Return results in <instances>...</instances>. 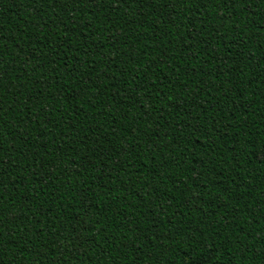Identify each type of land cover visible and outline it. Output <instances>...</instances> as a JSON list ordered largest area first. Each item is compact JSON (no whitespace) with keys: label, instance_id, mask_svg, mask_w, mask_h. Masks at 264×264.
<instances>
[{"label":"trees","instance_id":"obj_1","mask_svg":"<svg viewBox=\"0 0 264 264\" xmlns=\"http://www.w3.org/2000/svg\"><path fill=\"white\" fill-rule=\"evenodd\" d=\"M0 264H264V0H0Z\"/></svg>","mask_w":264,"mask_h":264},{"label":"snow or ice","instance_id":"obj_2","mask_svg":"<svg viewBox=\"0 0 264 264\" xmlns=\"http://www.w3.org/2000/svg\"><path fill=\"white\" fill-rule=\"evenodd\" d=\"M3 167V165L2 164H0V168H2Z\"/></svg>","mask_w":264,"mask_h":264}]
</instances>
